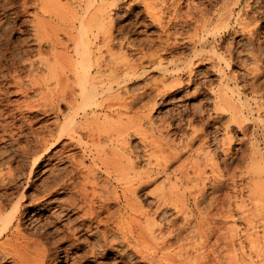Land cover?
Here are the masks:
<instances>
[{"label":"bare ground","instance_id":"6f19581e","mask_svg":"<svg viewBox=\"0 0 264 264\" xmlns=\"http://www.w3.org/2000/svg\"><path fill=\"white\" fill-rule=\"evenodd\" d=\"M121 1L125 0H77L76 5L69 6L68 4H65L67 6L61 5V0H8L5 4H0L1 10L14 9L11 12L13 16L8 17L9 19L2 20L0 17V92L4 96H8L12 92L8 89L10 86L17 87L14 90L25 96L29 94V91H37V95L42 99L40 105H43L44 109L39 105L35 107L41 108L45 114L53 113L54 119L57 121V123L50 121L37 131L35 138L37 146L28 144L26 146L25 143L22 149L19 147L21 155L23 154L25 157L29 154L34 155L29 165L28 176L33 177L43 154L48 155L62 140L65 138L68 140L66 145L62 143L63 146L56 150L54 157L57 161L50 162L52 164L46 169L49 175L46 176L41 189L35 187L34 191L26 195L24 191H19L21 185L17 184L16 175L12 176L14 170L8 164L6 167H10L13 173L9 169V172L4 171L8 177L5 178L4 174H1L3 171L0 172V260L11 259L12 264H62L66 261L68 263V260L72 259L71 252L67 249L70 244L68 247L60 248L58 245L70 239V241L74 240L73 236L85 226L91 229L92 227L96 228V232L102 230L99 228L103 227L104 231H100V233L105 246L107 245V232H117L121 242L126 243L128 250L139 255L141 259L149 261L150 264H155V262L157 264L160 256L168 257L167 253H163L166 250L163 252L162 250L170 247L174 243V239L178 240L182 231L175 232L174 230L177 229H174L165 234L161 226L154 228L155 219L142 209L141 202L136 196L137 191L144 182L149 180L144 181V177L151 178L150 175L153 173L165 172L169 163L183 158L181 153L185 148L191 147L189 145L192 140L198 139L203 145L208 144L210 137L204 136L203 132L196 134L194 131L195 134H191V140L187 138L188 141L184 142L185 145H182L181 149H179L181 145L177 147V144H160V142L159 146H152L153 143L146 135L148 131H145L144 127L145 123H152L151 111L157 103V96L168 89L169 85L171 87L176 83L180 85L182 74L187 73L188 81H192L195 77L196 66L202 63L211 62L212 67H217L219 71H222L224 66L230 67L236 60L234 51L230 49L232 45L228 49H223L219 43H216L218 42L216 36L222 32L234 29V31L239 30L248 35L250 42L253 43L249 53L256 64L252 68L253 71H258L257 62L264 59L262 57L264 56V36L257 37L256 42L254 41L256 22L259 18L264 17V9H262L264 7L260 6L262 0H128L132 3L131 6L127 4L130 8L137 2H142L144 6L142 10L160 30L159 39L163 43L161 52L156 47L151 51L144 49L147 41L129 39L125 33V25L116 27L117 22L110 12L119 10L122 5L119 4ZM91 6L95 9H91ZM31 8L32 10H30ZM5 13L3 17L6 16ZM188 26H191L193 30L192 33L187 32L188 34H186L187 40L192 43L191 56L187 60L183 58L182 60L180 57L175 58L176 55L166 61L164 58L166 51L172 44L175 45L174 41L177 42L178 37L175 36V33ZM114 31L117 33L115 34ZM208 46L212 47L211 50L203 51ZM154 68L162 71L163 78L160 79L162 84L154 82L140 90L128 88V83L142 74V71ZM167 73L172 77V82L169 84L164 82ZM237 74L230 70L226 77L221 75L220 85L215 91H212V108L210 110L200 108L197 111L199 114H207L209 117L228 112L232 119L230 121L237 123L240 131L243 130L246 135L250 126L247 122L248 115L252 116L255 113L259 115L264 111V93L258 92L259 86L255 84L257 76L255 72L253 75L251 74L253 79L242 81L240 88L237 85V78H239ZM232 80L237 85V89H234L236 86H230ZM1 86L4 90L1 89ZM246 89H250L253 93L252 101L241 96V92ZM26 100H22V105L24 101L27 105ZM8 105L9 103H6V107L3 104L5 108L0 107V140H4L7 136L13 140L12 142H18L23 136L28 135L22 132L30 127L24 125L25 123L30 125V121L27 123L28 119H26L27 116L24 117L25 115L21 118L17 117L16 113L22 110L21 105H17L15 106L17 109H13L16 110V113L7 111L9 110ZM26 105L23 108L27 109L23 110L28 111L29 107L34 106L32 103L31 106L29 103V106L25 107ZM135 106L141 109L136 110V116L135 113L130 115ZM63 107L68 109L67 114H64ZM17 110L20 111L17 112ZM6 116L11 117V120L8 117L9 121L5 122ZM20 119H24L25 123L23 121L24 124H17ZM52 124H56V131L51 127ZM160 131L158 130V132ZM134 135H139L143 143L142 155L135 146L130 144L131 137ZM223 136L222 145L230 146L232 136L229 131L225 132ZM155 145L157 144L155 143ZM71 147L80 148L82 154H79V157L71 152L68 154L67 151L72 149ZM141 157L147 159V166L145 165L143 170L139 167ZM253 157L255 156L253 155ZM50 158L51 155L48 156L47 161H50ZM206 160L208 161V159ZM65 161H68V165L62 166ZM257 161L255 162L258 163ZM212 163L214 171L218 168V164L214 161ZM46 164L48 165V163ZM178 164V168L173 171L174 177L170 176V173L166 176L170 182L168 187L166 186L164 189L165 186L161 185L163 188L161 187L162 190L155 197L157 208L172 205L180 212L184 208H180L184 205V199H182L184 196L179 194L178 184L182 177L187 178L188 175L186 169H183V161ZM199 165L192 168L195 181L200 182L199 185L196 183L198 187L200 186L199 189L194 184L198 189L196 192L194 191V195L192 194L193 199L197 202L195 204L206 199L207 191L204 181L208 176H204L206 172ZM242 165L244 166V162ZM16 167L18 168V166ZM245 173L250 174L252 180L256 177V180L248 186L252 206L245 210L242 209L240 214L241 219L246 223L247 233L244 238L249 245V250L253 253L250 263L264 264V166H252L251 170L245 171ZM220 178L217 176L216 180ZM25 187H27L26 184ZM31 205L36 206L32 215L52 210L49 212L51 219L44 224V226H49V232L43 226V230L38 227L33 228L34 225L32 226L33 230L30 227L26 228L23 213L27 206ZM113 206L116 207L115 210H112ZM227 212L228 215L225 217H233L234 214L230 208ZM93 224L95 225L92 226ZM49 228L52 230L50 231ZM27 229L32 231H27ZM210 229L214 231H211L212 233L216 234L214 228ZM235 230V226H232L230 232L227 231L230 233L228 241L222 236L227 241L224 245L232 246L230 250L234 253L236 247L234 248L235 239H232L234 238L232 234L237 232ZM78 235H75L77 240ZM50 237L52 239H49ZM208 237L210 238V235ZM215 237L218 241L220 236ZM236 241L240 245L239 248H243V242ZM81 243L80 240L79 244L73 245L77 247L82 245ZM202 249L200 248V250ZM60 252H64V255H61ZM201 252L198 254L191 252L192 256L195 254L194 259L198 264H218V256L204 253V250ZM185 256L189 255L185 254ZM230 257L232 256L230 255ZM189 259L185 264H191ZM229 262L231 261L228 260Z\"/></svg>","mask_w":264,"mask_h":264},{"label":"rangeland","instance_id":"374dc122","mask_svg":"<svg viewBox=\"0 0 264 264\" xmlns=\"http://www.w3.org/2000/svg\"><path fill=\"white\" fill-rule=\"evenodd\" d=\"M61 1H62L61 5H64V6H67L65 4H68V6L71 4L72 5L77 4V2H76L77 0H61ZM196 1H199V0H196ZM6 2H8V0H0V4H5ZM119 4H122V5H120L119 10H115V11L113 10L110 12L112 14L113 19L117 22L115 24L116 27L118 28L121 25H125V27H126L125 33L129 37V39H131V40L133 39L135 41L136 40L137 41L142 40L143 42L147 41V42H145L144 49L151 51V50H154L156 47V49L161 52L163 43L161 42L162 40L159 39V36L161 35L160 30L158 29V27L155 24L152 23L151 20H149V16L146 15V13L142 10L144 8L142 2H137L131 8L127 5V4H129L130 6L132 5V3L129 2L128 0L127 1L126 0L121 1V2H119ZM93 6H95V5H93ZM93 6H91V9H93ZM126 6H128V7H126ZM260 6H261V8L264 7V0H262L260 2ZM94 9H95V7H94ZM262 9H264V8H262ZM30 10H32V8ZM12 11H14V9H7L6 11H4L3 9L2 10L0 9V15H1L0 17L2 18V20H7L11 16H13V15H11ZM4 13L6 15L5 17H3ZM256 25H257V29L254 31L255 32L254 33V37H255L254 41L257 39V37L264 36V17L259 18L258 21L256 22ZM192 31L193 30H192L191 26H188L184 30H178L177 33H175L176 34L175 36L178 37L176 40L177 42L174 41L175 45L172 44L170 46L171 50L168 49V51H166V53L164 55V58H166L165 59L166 61L174 58L176 55L177 56L175 58L180 57L181 59L183 58L184 60H187L188 57L191 56V51H192V45L191 44L192 43L187 40L186 34L192 33ZM114 32H115V34L117 33V31H114ZM260 33H261V35H260ZM16 35H18V34H16ZM216 37H217L216 41H218L216 43H219L223 49H228L232 45V47L230 49H232L234 51L236 60L230 65V67H228V68L225 66L222 67V69H223V70L221 69L222 71H219L217 67H212L211 62L202 63L201 65L196 66L195 77L192 81H188L187 73L184 75L182 74L180 85H179V83L175 84V82H174L175 85H173L172 87H171V85H169V87H167L168 89L164 90L165 92L162 91L161 94L157 96V101H156L157 103L154 106V109L151 111L152 112L151 113L152 123L151 124L145 123L146 126L145 127L143 126L146 129L145 131H148V132H146L148 139L151 141V143L154 144V145L152 144V146H159V142H160V144H162V143H164V144L165 143L175 144V145L177 144V147H179L181 145L179 147V149H181V147H183L182 145H185L187 138H188V140H191V134L192 135L195 133L200 134V132L202 134V132H203L204 136L207 135L208 137H210L208 144H203V145L201 144L202 142L200 143V140H198V139L192 140L190 145H189L191 147L187 146L188 148L187 149L185 148L184 152L181 153V154H183V155H181V157L183 156V158H181L182 160L180 159V160L172 161L173 163L172 162L169 163L165 172H158L155 174L153 173L152 175H150L151 178H147V177L145 178L144 177V181H146L148 179L149 180L144 182L137 191L136 196H137L139 202H141L142 209L144 211L148 212L150 216L152 215L155 219L154 220L155 221L154 228H156V226H161L162 229H164L165 234H168L170 231H172L174 229H177V230H174L175 232H177L178 230L182 231L178 240L174 239L175 240V241H173L174 243L170 247H167L168 250H167V248L162 250V252L165 250L167 251V252L165 251L163 253L164 254L167 253L166 255H168V257H165L164 255L163 256L168 261H166L163 258V256H160L159 257L160 259L157 261V264H171V263L172 264H179V261H180V264H185V262H187V260L189 258H191L193 253H196V254L202 253L201 251H203V250H204V253L215 254V257L218 256L219 257L218 264H220V262H221V264H252V262L250 263V261H251V258L253 256V253H251V251L249 250L250 249L249 245H248V243H246V240L244 238L246 236L245 234L247 233L246 232L247 231L246 230V223L243 221V219H241L240 214L242 212L241 211L242 209L245 210V209H248L249 207L251 208V206H252V200H251V196L249 195L250 191H249L248 186L256 180L255 179L256 177L252 180L251 175L248 173H245V171L248 172V170H251L252 166H255V167L264 166V113H262L264 111L260 112L261 114L259 113V115H257L256 113L252 116L248 115L249 117L247 119V122H249L250 126L247 129L246 135H244L243 130L240 131L241 129L238 127V124L235 123L234 121L233 122L230 121L232 119L230 118V115L228 114V112H224L223 114H220V115H211L210 116L211 118H210L207 114H204V115L199 114V111H197V110H199L200 108L210 110L212 108V104H213L212 103L213 102V92L212 91H215L218 88V86L220 85L219 83L222 79L221 75H224V73L226 72L224 75L226 77L227 74L229 75L230 70H231V72L234 71L235 74L238 73L237 75L239 76V78H237V85L239 88L244 81H250L251 79H253L252 75L255 72L257 74L255 84H257L256 86H259L258 92L260 91V93L261 92L264 93V71H262V70H264V62H262V61H264V59H261L259 62H257L260 70L257 69L258 71H255V70L253 71L252 68L256 64L254 63L255 60L251 59V56L249 53L251 46H253V43L250 42L251 40L249 39L247 34L241 32L239 30L234 31V29H231L230 31L222 32L220 35H217ZM163 39H164V37H163ZM211 48H212L211 46H208L206 48V50H203V51H210ZM184 55H186V56H184ZM262 57H264V56H262ZM240 61H241V63H240ZM170 72L173 73V71H170ZM162 75H163V73L160 69H156V68L147 69L145 71H142V74H140L138 77H136V79L129 82L128 88L129 89L132 88L131 90H134V89L140 90V89H145L146 87H148V85L150 86V84L152 85L154 82H156L158 84H162L161 80H160L163 78ZM168 76H170V75H168V73H167L164 77L165 84L166 83L169 84L172 82V77L170 76L171 77L170 78ZM22 77H24V76H22ZM24 79H26V78H24ZM200 83L202 86L200 85ZM230 84H231L230 86H232V87L236 86V87H234V89L238 88L237 85H235L234 80H232L230 82ZM16 88H15V86H10L8 89H10L9 91H12V92H10V94L8 96H4V94L2 92H0L1 93L0 94V103L2 100L0 107L2 108L3 104L6 107V103H9V105H8L9 110H7V111H9V112L15 111V113H16V110H13V109H17V107H15V106H17L18 103H20L18 106H20V105L22 106V110L27 109V108H23V106L26 105V102L24 101V104L22 105V103H23L22 100L28 99V100H26L27 105L25 107L29 106L28 103L30 104V106H31V103L34 104V106L32 105L31 107H29L30 109L28 108L29 109L28 111L23 110V113H22V110L21 111L17 110V112H19V111L20 112L16 113V115H17V117L19 116L18 118H21L24 115H25L24 117L26 118V116H27V118H26V119H28L27 123L30 121V125H29V123L27 125L25 123L24 119H20L19 120L20 122L17 121V124H24L25 123L24 125H26V127L30 126L31 128L30 127L26 128L22 132L23 134L26 133L28 135L23 136L21 139L18 140V142L17 141L12 142L13 140H11V138H8L7 136H5L4 140L3 139L0 140V149H1L0 150V167H2V168H0V172L3 171L1 174H4L5 178H8V177H6L5 172L8 171V169L10 172L12 170H14V173L12 171V173H13L12 176L16 175V177L18 178L17 184L21 185L19 188L20 189L19 191H24V193H26V195H27V193L34 191V189H36V188H39V189L43 188L44 180L46 179V176L49 175V173H48V171H46V169L52 163H55L57 161V159L54 157V155L56 156V153H55L56 150L60 149V147L63 146V144L66 145L68 140L66 138L64 140H62L60 142V144H58L56 146V148H53L52 151L50 153H48V155L43 154L41 156V158L39 159V162L40 161L41 162L37 168V171L34 173L33 177H29L28 176L29 165H30V163L32 161L31 159L34 157V155L29 154L25 157L23 154L21 155L20 151L25 146V143H26V146H27V144L31 145V146H37L35 143L36 142L35 138H36V135L38 133L37 131L39 129H41L44 124L49 123L50 121H56V119H54L55 116L53 113L52 114L51 113L45 114L43 112V110L41 111V108L35 107L38 105L41 106L40 102L42 101L40 96L37 95L38 94L37 91H36L37 93L35 91H32V92L29 91V94L27 96H25V95L15 91ZM1 89L4 90V88H2V86H1ZM34 93H36V94H34ZM252 95H253V93L250 91V89H246L243 92H241V96L243 98L249 99L250 101H252L251 100ZM2 96H3V98H2ZM249 96H250V98H247ZM39 98H40V100H38ZM36 100H38L39 102ZM5 107H3V108H5ZM32 107H33V109H32ZM136 107L137 106H135V108ZM138 107H140L139 104H138ZM138 107L136 109L134 108L133 109L134 111L132 110V113L130 115H134L136 110L141 109V108L138 109ZM42 108L44 109V107H42ZM194 110H196V111H194ZM63 112H64V114H67L69 111L66 107H63ZM136 113H135V116L137 115ZM8 117L9 116L5 117V122L11 120V117H9V118ZM23 121H24V123H23ZM56 123H57V121H56ZM52 125H51V127H53V130L56 131V124H52ZM32 129H34L33 134L31 133ZM35 129H37V130L35 131ZM158 130L159 131L163 130V131H160L161 132V134H160V132H158ZM226 130L229 131L230 135L232 136L230 146H223L222 145L223 144L222 142H224L223 141V139H224L223 135L225 134V132H227ZM27 131H28V133H27ZM194 131H195V133H193ZM196 131H198V132H196ZM188 136L190 137V139ZM155 140H159V141L156 142ZM155 143L157 145H155ZM130 144L133 147L135 146V148L138 150L140 155L143 154L144 147H143V143L140 140L139 135L132 136L131 140H130ZM70 146H72V145H70ZM71 148L72 149L68 150L69 152L67 151L68 154L71 152L75 155H78V157L82 154V153H80L81 152L80 148H78V147H76V148L71 147ZM1 152H2V154H1ZM207 153H209V154H207ZM50 155H51L50 161L49 160L47 161L48 156H50ZM253 155L255 157H253ZM22 156H23V158H22ZM210 156H212V157H210ZM144 158L141 157V162L139 164V167L141 168V170L145 169V167L147 166V159H146V157H144ZM206 159H208V161ZM244 160H246V161H244ZM252 160H254V161H252ZM179 161H181V162H179ZM182 161L184 164V167L183 166L182 167H183V169H186L185 171H187V175H188L187 178L182 177L181 182L178 184L179 194H183L181 196H184L183 198L181 197L182 199H184V202H183L184 205L182 207L180 206V208H183V207L184 208L182 209L181 212L178 211V209L172 205H168L167 207L163 206V207L157 208V202L155 201V197H156L157 193H159V191L162 190V188L164 186H165L164 189H166V186L168 187V185L170 183V182H168L169 180L166 179V176H168V174L170 173L169 175L174 177L173 171L178 168L177 167V165L179 166L178 163H182ZM213 161L218 164L217 165L218 168H216L214 171L212 169V164H213L212 162ZM255 161H257L258 163H256ZM50 162H52V163H50ZM243 162H244V166L242 165ZM1 163L2 164L4 163L3 164L4 166ZM46 163H48V165ZM6 164H8L12 168V170H10V167L9 168L6 167L7 166ZM250 164H252V165L250 166ZM24 165H26V166H24ZM64 165H68V161H65L62 164V166H64ZM197 165L204 168V171L206 172V173L204 172L205 173L204 176L205 177L208 176V177L207 178L204 177L205 178L204 182H205V186H206L205 189L207 190L206 191V199L202 200L203 202L201 201L200 203L198 202V204H195L197 202L195 201V199H193L194 198L193 195L199 189L200 186L198 187V185L200 182L195 181L194 172H193L192 168L197 167ZM238 165H240V166H238ZM16 166H18V168ZM60 166H61V164H60ZM217 176L219 178L221 177L220 178L221 181H220V179H217L218 181L216 180ZM13 177H15V176H13ZM216 182L217 183L220 182L221 184L218 183L219 184L218 185ZM196 183H198V185ZM25 184L27 187H25ZM194 184L198 187V189L196 188V186ZM161 185H163V187ZM215 185H216V187H213ZM159 187L160 188L162 187V188L160 189ZM61 196H63V195H61ZM28 201H26V202H28ZM242 202H244V203H242ZM241 204H242V206H241ZM34 207H36V206H32V205L27 206L26 210L24 211V213H23L24 225L26 226V228L30 227L32 230L35 227H38V228H40V230H43L42 229V226H43L44 229H46L47 232H49L48 231L49 226H44V224L46 223V221L51 219V217L49 218V216H50L49 212H51L52 210L51 211H42V212H38V213L32 215V213L36 209ZM236 207L238 210L236 209ZM229 208L232 210V213L234 214L233 215L234 218L233 217H225L228 215L227 211ZM115 209H116V207L113 206L112 210H115ZM182 214H185V215H182ZM173 223H175V224H173ZM145 224H146V222H145ZM94 225L95 224H93L92 226H94ZM205 225H206V227H205ZM32 226H33V228H32ZM182 226H184V227H182ZM187 226H189V227H187ZM232 226H235V229L238 232L237 233L235 230V232L237 234L236 233L234 235L232 234V237H234L232 239L233 240L235 239V241H234V248L236 247L235 253H234V251L230 250L232 246L226 245V244L224 245V243L227 242L228 239H230V237H229L230 233H228V232H230L229 230H230V227H232ZM236 226H237V228H236ZM85 227H86V229H85ZM85 227L80 228L78 230V232L75 234V235H77V234L80 235V236L78 235V240L75 239V238H77V236L74 235L73 236L74 240H72L73 242L70 241L71 240L70 239V240H67L63 243H59V245L57 244L58 248L68 247V245L70 244L67 249L70 250L69 252H71L72 259L74 258V260H72L70 258L68 260V263H66L67 262L66 261V262H62V264H75V263L76 264H150L149 261H145V260L141 259L139 255H137L136 253H133V251H131V250H128L126 243L121 242L120 236L118 234H116L117 232H115V231H114L115 233L114 232H107L108 233L107 234V243H106L107 245L105 246L104 241H103V237L100 233V231L101 232L104 231L103 227L99 228V230L102 229L99 232H96V228H94V227H92V229L89 227L87 228V226H85ZM211 227L216 230L215 231L216 234L211 232V231H213L210 229ZM206 228H207V230H205ZM49 229H50V231L52 230V228H49ZM32 230L27 229V231H32ZM112 234H116L119 237L118 236L116 237V235L114 236ZM209 235H210V238L208 237ZM217 235L220 236L218 241H216V237H215ZM222 236L227 241L224 240V238ZM201 238H203V239H201ZM43 239L45 240V238H43ZM49 239H52V238L50 237ZM204 239H205V241H204ZM75 240H76V243H74ZM80 240L82 242L81 243L82 245L75 247L74 245H76L77 243L79 244ZM201 240H203L204 242ZM236 240H241V242H243V245H244L243 248H239L240 245H238V241H236ZM194 241H195V244H194ZM214 244L215 245L217 244V245L215 246ZM222 244H223V246H222ZM228 246H229V249H228ZM200 248L201 249L204 248V249L200 250ZM90 249H91V251H90ZM145 249H147V248H145ZM180 249H182V250H180ZM148 252H150V251H148ZM168 252H170V253H168ZM191 252H193V253H191ZM86 253H88V254H86ZM60 254L64 255V252H60ZM185 254L186 255L188 254L189 256H185ZM230 255L232 257H230ZM233 255L234 256L236 255V257H234ZM194 256H195V254L192 256L191 259H189V263L191 262V264H194V263L198 264V262L194 259ZM172 257H173V259H172ZM180 257H183V258H180ZM185 257H187V258H185ZM182 259H184V260H182ZM196 259H200V258L197 257ZM230 259H232L234 261H232ZM235 259H237V260H235ZM228 260L231 262L228 263ZM1 261H3V260H0V264L1 263L2 264H10L12 262L11 259H7V261H3V262H1ZM193 261H195V262H193ZM199 261H202V260H199ZM247 261H248V263H247ZM233 262H235V263H233ZM48 264H53V263H48ZM155 264H156V262H155Z\"/></svg>","mask_w":264,"mask_h":264}]
</instances>
